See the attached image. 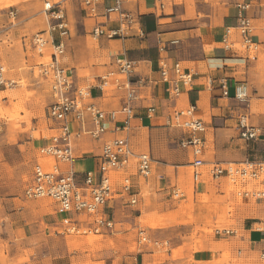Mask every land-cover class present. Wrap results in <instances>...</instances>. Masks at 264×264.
<instances>
[{"label": "crops", "instance_id": "crops-1", "mask_svg": "<svg viewBox=\"0 0 264 264\" xmlns=\"http://www.w3.org/2000/svg\"><path fill=\"white\" fill-rule=\"evenodd\" d=\"M114 3L115 0H103L96 16H89L86 11L81 15L83 33L70 46L75 53L72 57L75 65L87 58L90 50L84 41L90 30L93 33L95 24L103 23L114 28L120 24L115 14H105L106 8ZM122 8L133 15V27L123 37L100 36L102 59L105 61L96 67L103 68V74L99 70L94 74V81L87 80V83L92 100L100 108L119 110L126 102V86L117 90H102L98 82L104 74L117 71L116 56L124 53L134 60L136 66L129 84L133 91V116L127 130L117 134L112 131L111 123L104 138H94L89 132L76 136L74 148L77 158L73 167L79 176L90 171L99 180L103 139L117 135L127 136L136 154L151 152L158 165L154 166L153 163L151 176L144 178L145 184L149 185L147 193H144L146 186L142 178L137 175L135 159L126 171L132 175L136 190L139 191L138 202L134 205L142 203L138 215L141 218L144 211L149 210L150 200L172 205L174 200L186 197L177 178L179 167L188 166L194 159L193 154L189 148L172 145L176 136H181V141L184 135V128L180 125L182 110L192 108L193 115L204 120L207 125L203 134L205 165L202 168V180L195 182L197 193L210 192L208 181L213 179L208 169L212 163L264 160V0H122ZM240 12L253 23L250 42L244 41L239 27ZM88 19H92L93 23L88 22ZM240 44H244V48ZM163 60L171 69L176 62H180L193 74L191 85L180 84L179 95H173L167 90L168 84L161 74ZM63 64L72 70L75 82L81 85L83 78L78 76L77 67L65 61ZM242 83L248 86V99L245 101L237 97V86ZM28 102L26 99L24 105L28 106ZM151 107L155 110L150 111ZM245 110L250 113L251 123L261 130V136L249 141L241 137L238 128V115ZM119 117L122 120L124 116L120 114ZM93 127L92 123L87 124L88 129ZM73 130L80 131L81 126L73 123ZM122 175L123 172H113L114 178ZM226 178L213 181H216L217 187H221ZM218 191L219 194L225 192H220V188H217ZM127 202L131 203L128 196L117 197L106 207V212L114 217V228L118 224L116 218L126 210ZM52 205L53 213L36 212L31 207H23L15 213L19 217H27L18 221L26 239L48 237L53 228H56V233L62 232L59 230L63 228L62 220L65 216L57 211V204L53 201ZM257 205L251 211V216L233 220L237 229H216L217 235L212 241L218 246L229 247L231 252H237L243 257L263 259L264 230L259 224L264 218V198L257 199ZM7 207L13 209V212L17 203L10 199ZM81 217L88 221L93 219V216ZM213 218L216 219L215 216ZM222 240H228V244ZM217 252L221 253L220 250ZM209 253L210 250L206 249L203 254Z\"/></svg>", "mask_w": 264, "mask_h": 264}, {"label": "rangeland", "instance_id": "rangeland-1", "mask_svg": "<svg viewBox=\"0 0 264 264\" xmlns=\"http://www.w3.org/2000/svg\"><path fill=\"white\" fill-rule=\"evenodd\" d=\"M48 1L55 3L57 9L63 7L68 18L72 32L69 39L73 40H68L63 61L77 67L78 76L83 78L81 85L88 87L87 80L94 81V74L99 70L103 74L104 70L96 67L105 59H102L100 37L91 30L84 41L90 50L87 58L76 65L73 62L75 53L70 46L83 33L80 18L86 11L80 0H0V60L4 63L6 77L16 79L15 85L0 89L1 264H264V258H246L212 241L217 235L216 229H237L234 219L251 216V211L258 206L257 199L239 194L240 188L229 178L221 187L216 186V181L207 180L210 192L197 193L190 164L179 167L177 181L186 197L174 200L173 206L150 200L149 210L138 218L142 203L127 202L126 210L116 218L118 224L114 229L100 233H68L62 228L58 229L62 232L56 233L53 228L48 237L38 240L24 237L18 221L27 217L15 214L18 210L31 207L40 213L54 212L51 199H31L25 195L34 164L44 159L39 148L50 134L46 112L54 97L51 80L36 65L50 60L52 46L49 44L41 54L31 46L25 47L24 40L48 29L49 14L45 11ZM11 11L16 13L15 17ZM88 22L93 23V20L88 19ZM239 46L244 48V44ZM26 99L28 106L24 105ZM180 137L176 136L172 145L185 149L179 143ZM157 165L154 162V166ZM144 181L142 178L146 186L144 193H147L149 185ZM253 183L242 189L251 188ZM217 188L225 192L219 194ZM10 199L17 203L13 212L7 207ZM141 230L145 234H141ZM145 235L152 241H143ZM221 242L228 244V240ZM206 249L210 250L208 255L203 254Z\"/></svg>", "mask_w": 264, "mask_h": 264}, {"label": "built area", "instance_id": "built-area-1", "mask_svg": "<svg viewBox=\"0 0 264 264\" xmlns=\"http://www.w3.org/2000/svg\"><path fill=\"white\" fill-rule=\"evenodd\" d=\"M80 2L89 16H96L98 6L103 0H80ZM45 11L49 14L48 29L38 31L30 38L26 37L24 44L25 47L31 46L37 49L41 54L49 44L53 49L49 61L36 64L40 66L43 75L50 79L52 84L54 100L48 106L46 116L51 133L46 136L45 143L39 148L44 159L34 164L25 195L31 199L49 198L56 203L57 211L65 216L62 220L65 232L100 233L111 230L115 226V221L112 214L106 212L109 202L124 196H128L132 204L138 202L139 191L136 190L132 175L126 171L135 159L137 175L148 178L152 174L154 157L151 152L136 154L127 136L117 135L105 138L101 151V176L99 180H96L90 171L84 176H79L75 171L73 162L77 157L74 139L82 132H89L94 138L102 136L104 138L111 123H113L112 131L116 134L127 130L133 116L131 104L133 91L129 84L136 62L124 53L116 56L117 71H110L101 76L98 87L102 90H117L125 85L128 89L126 102L119 110L107 111L100 108L92 100L90 88L77 84L72 70L63 64L62 57L67 50V40L71 35L69 21L63 7L60 6L57 9L55 3L48 1ZM105 14H115L120 24L116 28L103 23L95 24L93 33L97 37L103 35L108 38L123 37L127 35L135 22L133 15L123 10L122 0H115L114 5L106 8ZM11 15L15 17L16 13L11 11ZM239 20L244 41L250 42L249 34L253 29V23L242 12H240ZM5 73L4 63L0 60V89L16 83V79L7 78ZM161 74L168 84L167 90L173 95H179L181 83L191 85L193 81L190 69L185 68L180 62H176L171 69L163 60ZM237 97L243 101L248 99L247 84L242 83L237 86ZM149 109L155 110L154 107ZM120 114L124 116L122 120L119 117ZM180 115L182 116L180 125L184 128L180 144L184 148H189L193 154L194 179L198 182L202 174L200 168L205 163L203 134L207 130V125L204 120L193 115L192 108L182 110ZM238 119V128L241 137L245 140L249 141L261 136L260 128L250 121L249 111L240 113ZM89 122L94 125L91 129L87 128ZM73 123H78L81 130L74 131ZM209 171L215 180L228 177L235 186L240 188L238 193L244 197L264 198V160L247 159L237 163H212ZM113 172H123V175L114 178ZM252 182L254 186L242 189ZM82 215L93 216V219L88 221L87 218L83 219ZM259 227L264 230V218L260 220ZM140 233L145 234V231L141 230ZM142 239L152 241L147 235Z\"/></svg>", "mask_w": 264, "mask_h": 264}, {"label": "bare ground", "instance_id": "bare-ground-1", "mask_svg": "<svg viewBox=\"0 0 264 264\" xmlns=\"http://www.w3.org/2000/svg\"><path fill=\"white\" fill-rule=\"evenodd\" d=\"M15 85V84H14ZM10 87V86H9ZM0 125H1V128H2V122H0ZM193 162V161H192ZM190 163L191 164V166L193 167V171H192V176H193V180L195 181V166L193 165V163ZM205 165V163L202 165V167L200 168V171L202 172V174H201V177H200V179H199V181L198 182H200L201 180H202V178H203V170H202V168H203V166ZM209 169H210V166H209ZM209 169H208V173H209V175H210V177L213 179V180H215L214 178H213V176H212V174L210 173V171H209ZM197 183V182H196ZM236 187H238V186H236ZM240 190V189H239Z\"/></svg>", "mask_w": 264, "mask_h": 264}]
</instances>
